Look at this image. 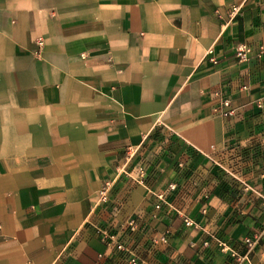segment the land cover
<instances>
[{
    "label": "crops",
    "instance_id": "obj_1",
    "mask_svg": "<svg viewBox=\"0 0 264 264\" xmlns=\"http://www.w3.org/2000/svg\"><path fill=\"white\" fill-rule=\"evenodd\" d=\"M260 46L264 0H0V264H264Z\"/></svg>",
    "mask_w": 264,
    "mask_h": 264
},
{
    "label": "built area",
    "instance_id": "obj_2",
    "mask_svg": "<svg viewBox=\"0 0 264 264\" xmlns=\"http://www.w3.org/2000/svg\"><path fill=\"white\" fill-rule=\"evenodd\" d=\"M238 6H232L229 11V18H232L238 11ZM216 14L218 16H221L220 12L217 10ZM38 45H42L43 41L41 38H38L37 40ZM261 51H264V46H260ZM251 49L248 45L245 44H241L237 47L236 49V56L238 57L239 60H247L249 53H250ZM216 111L221 114L222 116L225 117H229V116H233L235 114V108L231 105V101L229 98H224L222 97L218 107L216 108ZM136 149H134L133 147L129 146L127 148V152H126V159H131L133 157V155L135 154ZM135 171L138 177H140V181H142L143 176L145 175V167L143 164L138 163L135 166ZM111 190V183L110 182H105L104 184H102V186L100 187L98 194H99V201L101 202H105L108 200L109 198V193ZM158 198L162 199L163 196L162 194H158ZM156 207H159V205H156ZM189 223V221H187ZM128 226L131 230H135L137 228V222L134 219H131L128 222ZM106 240L109 242L114 241V235L111 234H104ZM247 243L249 246L252 245L253 241H251L250 239H247ZM118 248H123V245L121 243H118L116 245ZM130 264H146L143 261L138 260L136 257H133L130 259Z\"/></svg>",
    "mask_w": 264,
    "mask_h": 264
}]
</instances>
